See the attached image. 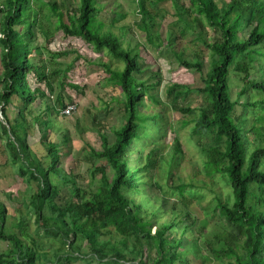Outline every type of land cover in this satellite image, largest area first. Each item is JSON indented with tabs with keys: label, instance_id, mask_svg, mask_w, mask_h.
<instances>
[{
	"label": "trees",
	"instance_id": "1",
	"mask_svg": "<svg viewBox=\"0 0 264 264\" xmlns=\"http://www.w3.org/2000/svg\"><path fill=\"white\" fill-rule=\"evenodd\" d=\"M163 1L137 0L136 26L147 44L171 47L180 63L201 73L203 81L202 86L171 82L165 99L157 90L161 73L149 71L146 76L141 53L130 42L124 45L128 27L119 24L123 12L109 10L100 0H0V142L11 152L6 162L14 173L28 184L36 183L35 190L20 197L8 192L17 201L18 215L0 200V239L7 243L0 249V264H192L194 254L204 264L211 253L226 264H264V0H188V5L171 0L176 19L165 36L161 19L168 10L160 5ZM45 8L63 37L84 40L124 62L122 68L107 61L97 66L104 69L107 85L120 89L111 101L123 106L121 125L109 126L93 112L91 124L101 147L86 140L76 165L69 168L64 166L63 148L71 139L58 118L69 116L63 110L73 103L66 87L83 90L69 75L82 55L75 52L64 68V61H56L68 50L50 47L54 37L42 25ZM103 11L110 15L109 23L101 18ZM116 25L119 34L112 29ZM38 30L49 47L36 43ZM181 37H190L200 49L176 50ZM46 52L56 65L49 67ZM91 61L90 66L96 63ZM150 77L158 80L149 83ZM30 78L37 83L32 85ZM234 79L239 83L235 98ZM192 95L201 97L200 105L184 104ZM39 99L42 107L37 112L34 104ZM167 103L184 114L197 110L194 119L184 118L180 126L194 122L191 140L204 158L206 172L213 181L219 174L231 187L225 197L217 195L222 220L211 233L191 215L193 197L183 179L176 183L174 178L177 202L171 205L155 202L146 190L156 183L166 193L154 180V170L164 159L167 130L175 129L161 109ZM110 107L106 102L95 110L103 108L107 115ZM33 122L42 131L41 152L29 139ZM57 125L63 131L60 140L51 135ZM182 146L175 134L170 170L180 163ZM83 162L88 163L86 185L80 183ZM52 175L67 184L70 199L63 197ZM10 217L14 220L8 221ZM43 236L57 243L45 242Z\"/></svg>",
	"mask_w": 264,
	"mask_h": 264
},
{
	"label": "rangeland",
	"instance_id": "2",
	"mask_svg": "<svg viewBox=\"0 0 264 264\" xmlns=\"http://www.w3.org/2000/svg\"><path fill=\"white\" fill-rule=\"evenodd\" d=\"M101 3L107 7L109 10H116L119 12H123L126 14L123 17L119 24H126L127 29H125L126 33L123 34L124 45L127 46V42H130L132 48L137 49L141 53V62L143 68H145L148 75L149 71L160 72L162 76L161 85L157 86V90L159 94L165 99V87L167 84L171 82H181L186 83L191 86H202L203 81L201 77V73L196 71L195 69H189L183 64L180 63L178 57L175 55L174 50L169 46H162L161 48H155L150 44L146 43V35L140 30L136 23L139 20L140 16L136 13L137 8V0H100ZM228 1V0H218ZM180 3H184L185 5L189 4L188 0H180ZM160 5L165 7L168 12L164 19H161L162 26L161 32L162 35L165 36L167 30L170 26H172L173 19H176L174 16V6L172 5L171 0H164ZM43 13H46V17L42 18L44 22L45 30H47L48 34L54 37L53 41L50 44V47H54L55 49H66L68 50L67 54L61 56L56 59V61H64L65 65L68 62L72 61V58L76 55L75 52H79L82 56L79 61L75 63L74 69L69 73L70 80L78 83L83 90H76L69 86L66 87L69 95L72 97L73 103H77L78 108L75 113L69 114V116H59L58 123L61 126H65L68 131L67 133L70 135L71 144L69 146H65L63 148V152L65 154V162L64 166L69 168L72 167L76 162V157L78 154H82L83 147L85 145V141L91 143L93 147L100 148L101 147V139L91 124L92 113L97 112L99 119H105L108 121L109 126H120L122 123L123 117V106L117 101L112 100L111 96H119L120 89L110 85L108 86L105 78L106 73L104 69L98 66V62L107 61L112 63L113 66L122 68L124 66V62L120 59H117L111 56L107 50H95L91 45L81 39H69L63 37L61 30H56L52 21L54 20L49 15V10L45 8ZM48 13V17H47ZM107 12H102L101 18L109 19L110 15ZM1 17V15H0ZM160 18H158L159 20ZM110 21L107 20V23ZM117 34L121 33L120 29L116 26L112 28ZM1 32V31H0ZM37 41L43 47H49V44L46 42L45 36L41 33V31H36ZM144 43H146L147 47H145ZM137 45V47H135ZM182 47L187 48V53H190L193 49H200L199 46L195 47L192 45L190 41V37H181L178 38L177 44L175 45L176 50H180ZM2 51V44L0 43V53ZM87 56L95 61H91L87 59ZM44 59L47 60L49 67H52L54 61L48 52L45 53ZM96 62L94 65L90 66V62ZM102 63V62H101ZM206 71V66H205ZM158 79L157 77H150L149 83H154ZM30 82L32 85H35L37 82L35 78H30ZM44 87V86H43ZM232 87V96L236 97V92L239 90V83L237 79H234L231 84ZM244 99L241 98V101ZM202 99L200 96L192 95L187 101L184 102L191 106L200 105ZM108 102L110 107V112L106 113L103 108L100 110H95V108H100L104 105V103ZM42 102L40 99L34 104V108L37 112L41 109ZM162 111H166L168 119L172 121L175 125V129L171 131L167 130L169 133L165 137V145L163 147L164 150V159L157 162L159 165L154 170L155 178L160 185H162L166 193H163L159 186L152 184L149 187H146L150 197L157 203L165 201L167 205H171L177 202V193L173 191L171 185L174 183V178H176V183H180V179H183L184 182L190 184L188 187V192L193 197V200L190 204L191 215L198 220V226L206 225V229L208 233L216 230L220 227L218 223L222 220L219 216V211L216 208V203L218 201L217 195L221 194L225 197L226 193L230 191L231 187L226 184L222 178L217 174L215 176V180L213 181L212 175L208 174L205 169L204 158L201 156L199 150L197 149L194 142H192L191 138V127L193 125V121L189 122L184 127H181V120L186 119H194L196 117L195 113H182L181 111L171 109L169 103L161 108ZM242 107L238 106L237 112H241ZM57 125L53 131H51V135L54 134V138L57 140L59 136L62 135L63 131H61ZM58 128V131H56ZM82 130V131H81ZM41 132L39 131V127L32 123V127L30 129V142L34 145L38 152H41V147L38 145V140L41 136ZM106 133L110 137L111 140H114V135L112 131L109 129L106 130ZM175 133L182 143L183 154L179 158V164L169 168V158H170V148L172 143V138L175 136ZM63 138V137H61ZM37 144V145H36ZM152 148V145L146 147V150ZM133 153H137V148H133ZM146 151V152H147ZM11 157V152L7 146H4L0 142V200L3 201L7 207V209L13 214L18 215L16 212L17 209V201L10 199L8 196V192H13L16 197H20L21 195L28 194L27 190H35L36 183H27L23 180L21 176L15 174L11 165L6 162V160ZM145 162V161H144ZM87 166L88 163L83 162L80 164L82 169L84 179H80V183L86 185L87 183ZM172 173V174H171ZM52 180L56 182L58 180L57 185L61 192L63 193V197L66 199H70L69 187L66 183H63L56 176L52 175ZM99 179H96L95 184ZM26 192V193H25ZM166 197V198H165ZM143 200V198H142ZM69 201V200H68ZM179 209L182 211L185 210L181 204L179 205ZM178 209V210H179ZM167 215H164L166 218ZM34 216H32V219ZM14 220V217H10L8 221ZM186 223V221L184 222ZM36 226L35 222H32V228L34 229ZM42 231V230H41ZM45 242L57 243L54 239L42 237ZM7 246V243L0 239V249ZM210 259L208 261L205 260L204 264H226V262H221L219 257H216L215 254H209ZM225 254H223V257ZM192 264H201L199 255L194 254L191 255ZM225 258V257H224ZM73 264H83L81 260H76Z\"/></svg>",
	"mask_w": 264,
	"mask_h": 264
},
{
	"label": "built area",
	"instance_id": "3",
	"mask_svg": "<svg viewBox=\"0 0 264 264\" xmlns=\"http://www.w3.org/2000/svg\"><path fill=\"white\" fill-rule=\"evenodd\" d=\"M75 109H76V104L75 103H71L63 110V113L71 114V113H73L75 111Z\"/></svg>",
	"mask_w": 264,
	"mask_h": 264
}]
</instances>
